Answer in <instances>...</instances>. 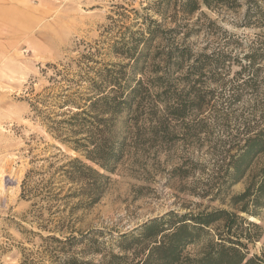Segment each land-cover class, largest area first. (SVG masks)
<instances>
[{
    "label": "rangeland",
    "instance_id": "1",
    "mask_svg": "<svg viewBox=\"0 0 264 264\" xmlns=\"http://www.w3.org/2000/svg\"><path fill=\"white\" fill-rule=\"evenodd\" d=\"M7 1L14 8L0 16L6 20L0 32V264H139L148 243L123 238H140L145 223L171 222V214L225 210L264 233V219L231 204L264 156L238 184L229 187L226 177L228 158L244 135L264 126V26L243 27L245 9L202 8L190 19L174 44L196 55L215 54L219 68L206 70L196 84L208 105L186 123H175L180 139L171 145L149 135L132 142L115 173L107 174L99 202L84 209L81 199L71 197L80 185L67 180L62 168L80 159L103 171L73 150L65 130H57L68 109L62 108L64 96L84 92L82 78L88 73L127 65L119 51L123 44L138 45L145 19L160 17L147 9L149 0ZM190 29L191 37L185 38ZM254 54L258 59L250 66L247 57ZM185 72H171L166 80L177 94ZM240 223L237 233H258ZM208 233L184 254L198 259L209 240L220 242L217 235L227 234L221 222ZM69 237L88 240L73 244L66 242ZM247 248L249 257H261L264 234Z\"/></svg>",
    "mask_w": 264,
    "mask_h": 264
},
{
    "label": "trees",
    "instance_id": "2",
    "mask_svg": "<svg viewBox=\"0 0 264 264\" xmlns=\"http://www.w3.org/2000/svg\"><path fill=\"white\" fill-rule=\"evenodd\" d=\"M149 3L147 9L159 15L160 20L145 19V36L140 34L141 38L136 40L138 45L125 48L126 44H123L119 51H123L121 55L129 63L115 66L118 71L105 68L93 76L88 73L82 78L87 84L84 92L66 95L62 102V108L68 109L61 114L65 119L58 122L57 130H65L68 133L65 141L73 150L103 171L80 159L69 161L62 168L67 180L80 185L71 197L81 199L80 205L84 209L99 202L109 180L107 174L115 173L129 153L132 142L138 144L149 135L166 146L171 145L180 139L174 129L175 123H186L194 113L200 115L208 105L207 96L197 90L196 84L205 77L206 70L219 68L220 64L213 62L215 54L196 55L174 44L184 29L190 27V19L202 8L236 13L245 9L243 27L264 26V0H149ZM192 33L193 30H188L185 38L191 37ZM156 42L157 47L154 46ZM140 44L145 49L139 50ZM247 59H251L250 66H253L258 57L254 54ZM191 60L194 63L187 65ZM125 69L129 72L126 73ZM89 70L93 71V68ZM183 71H186L182 78L183 90L177 94L178 89L174 91V86L166 80L171 72ZM150 76L155 78L151 80ZM145 125L148 133H145ZM51 128L56 131L54 126ZM244 137L237 153L228 158L226 177L229 187L241 182L256 159L264 156V126L248 131ZM231 204L239 207L240 213L264 219L261 215L264 210V162L250 176L245 191L233 197ZM171 218V222L157 218L145 223L140 228V238H123L132 239L133 244L148 243L139 264H264V254L249 257L247 250L248 244L260 242L263 238L262 228L257 224L247 223L225 210L197 215L171 214ZM219 222L223 223L227 233L217 235L220 242L209 240L198 259L184 254L186 246L204 239L209 235L208 230ZM240 222L255 228L258 233L255 236L237 233ZM87 240V237L78 241L69 237L66 242L80 244ZM116 260L114 257L111 261Z\"/></svg>",
    "mask_w": 264,
    "mask_h": 264
},
{
    "label": "crops",
    "instance_id": "3",
    "mask_svg": "<svg viewBox=\"0 0 264 264\" xmlns=\"http://www.w3.org/2000/svg\"><path fill=\"white\" fill-rule=\"evenodd\" d=\"M7 3H9V1L7 0H0V16L1 15H6L8 11H10L9 8H14L13 5H7ZM6 23V20L3 19V18H0V32H1V29L3 27V25Z\"/></svg>",
    "mask_w": 264,
    "mask_h": 264
}]
</instances>
